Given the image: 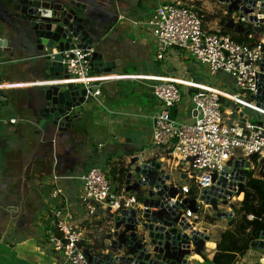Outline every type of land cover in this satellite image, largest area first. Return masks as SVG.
<instances>
[{"label":"crops","instance_id":"obj_1","mask_svg":"<svg viewBox=\"0 0 264 264\" xmlns=\"http://www.w3.org/2000/svg\"><path fill=\"white\" fill-rule=\"evenodd\" d=\"M176 1L181 0H85L88 3V12L95 19L92 32L98 33L95 27L97 24L100 29H107L102 35L104 42L100 49H109L113 54L119 52L123 60L122 65H118L113 73L97 74L94 69L91 73L94 80L103 81L101 95L94 100L100 103L102 109L103 105L107 104L109 109L116 106L114 109H121L126 113L122 118L114 120L123 125L116 132L110 129V135L115 138V142L110 145L102 140L96 147L91 145V138L95 136L93 133L98 132L92 127L99 126L98 121L103 122V127L105 124L104 114L98 110L95 111V123L92 117L88 118L90 103L94 104L91 99L82 106L81 111L82 118L89 124L86 123L84 127L79 123L82 118H79L75 119L71 126H83L84 130L80 134L82 136L73 137L70 128L63 134L57 155L43 156L44 149H39L34 136V124L30 122L33 121V111L30 108L32 98L29 89L40 84H55L54 81H70L37 80L38 69L26 59L27 54L23 53L16 40L11 39L8 47H0V63L3 73L5 72L0 76V96L4 98L1 104H8V107L5 110L2 107L0 112V264H53L56 256L59 257L46 237V231L53 224L50 212L54 205H59L52 197V190L56 185L62 188L70 201L74 223L84 231V244L89 249L88 252L92 255L99 254L98 245L102 240L100 227L107 219V214L103 208L94 216L87 214L80 200V176L92 166L99 167L101 164H106L111 169V166H126L127 162L135 157L145 163L157 159V150L154 147L151 146L148 153L144 151L146 145H151L153 118L161 105L149 86L151 81L146 78L166 77L176 80L184 86L185 92L194 91L201 84H210L230 93L237 92L230 75L232 90L226 82L218 81L217 77L221 76L219 72L214 75V82L209 83L203 74L205 69L209 71L208 67L186 51L171 49L162 61L158 60L156 55L153 57L157 49L154 36L148 27H138L133 21H145L159 5ZM207 3L209 1L205 0L204 4ZM119 17L124 18L119 20ZM225 26L227 27V23ZM224 103V108L232 106L229 100ZM191 107L190 103L184 101L176 112L191 121L196 115L195 111H191ZM242 110V113L236 112L231 118H249L257 122L264 119L253 110ZM11 119L17 121L12 123ZM99 131L105 136L109 133L108 129L107 133L105 129ZM131 131H142L146 134L137 138L132 137ZM128 137L132 138L131 141H125ZM99 144L103 145L102 148H99ZM165 167L173 174V180L186 184L188 178L184 174H176L169 166ZM54 173L60 176L59 180H54ZM114 182V186H117L118 183ZM17 192L20 193L19 199L16 197ZM225 208L228 210V207ZM207 214L213 217L212 213ZM214 218L218 220V217ZM227 219L230 221L225 230L230 226L231 219H219ZM210 222L212 221L206 219L200 222L199 228L208 230L210 240L206 243L207 248L202 255L192 254L191 260L209 264L203 257L204 254L210 261L213 259L221 234L217 241L211 238V226L215 223Z\"/></svg>","mask_w":264,"mask_h":264},{"label":"built area","instance_id":"obj_2","mask_svg":"<svg viewBox=\"0 0 264 264\" xmlns=\"http://www.w3.org/2000/svg\"><path fill=\"white\" fill-rule=\"evenodd\" d=\"M219 1L226 5L227 24L231 20L234 21L232 33L242 32L238 25L240 13L230 12L229 3ZM123 18L119 17V20ZM133 22L138 27H148L154 36L158 60H163L171 49L186 51L207 66L212 75L218 72L230 75L237 88V92L230 93L204 84L207 86H197L194 91H189L188 103L196 115L188 121L176 112L184 99L179 89L181 84L173 79H148L151 81L149 86L152 93L161 103L159 111L153 118L151 129V146L157 150L156 160L164 167L167 165L172 168L176 174H185L189 179L190 182L186 184L173 181V185L179 189L174 202L181 203L185 199L195 198L198 212L186 209L183 210V217L194 229L206 230L207 233L208 230L199 228V224L207 213L217 217L216 212L210 210V204L202 199L203 190L216 184V181L212 182L213 174L216 173L219 179L224 169L231 167L235 160L249 162L250 174L256 178L260 177L262 172L264 119L257 122L249 118L232 119L231 116L236 112L242 113V109H250L264 117V107L258 105L255 99L259 89L260 73V67L255 62L262 59L264 40L254 39V33H251L249 36L255 43L241 42L234 39L230 32L208 31L204 28V20L199 11L192 5L180 2L161 4L147 20ZM94 51V47L90 49L73 47L63 53V63L66 64L68 74V79L64 81L86 87L88 96L92 99L101 95L103 82L102 80L97 82L91 76ZM2 99L0 96V104ZM226 100L231 101L232 106L224 108ZM109 113L114 117L113 120L126 115L121 109L114 108L109 109ZM10 121L15 123L17 119ZM102 146L99 144V148ZM130 162L131 160L123 166L127 170L126 173L130 169L128 168ZM137 162L143 163L139 159ZM115 176L116 179L113 181L118 183L117 186H114L115 182L97 166H92L80 176L82 182L80 200L88 215L94 216L100 208L106 211L107 217L123 209H144L139 194L126 189L125 177L120 182L117 180L119 175ZM227 177L230 184V171ZM59 178L60 176L54 173V180L57 181ZM247 179L248 177L245 178V183ZM230 191L233 192V196H227L228 205L218 203V206L222 211L231 212L232 216L229 218L232 220L236 214L235 205L232 207L231 204L237 199L241 202L243 192L240 195L237 193L238 186L234 191ZM52 197L59 202V205H54L50 212L53 224L46 231L47 242L59 255L53 264H92L88 258V248L84 244V231L74 223L70 201L62 188L54 186ZM219 202H222V199ZM225 207H228V210H225ZM248 219L253 220L254 215H248Z\"/></svg>","mask_w":264,"mask_h":264},{"label":"water","instance_id":"obj_3","mask_svg":"<svg viewBox=\"0 0 264 264\" xmlns=\"http://www.w3.org/2000/svg\"><path fill=\"white\" fill-rule=\"evenodd\" d=\"M221 1L229 3L230 12L240 13L238 25L242 32L251 27L254 39L264 40V0ZM94 22L85 0H0V47H8L11 39L16 40L27 54L26 59L38 69L37 80L68 79L63 53L73 47H94V71L97 74L113 73L118 65H122V56L107 48V51L100 49L104 42L102 35L107 29H100L97 24L98 33H93ZM234 26L233 20L227 24L229 28ZM255 64L260 67L255 99L264 107V54ZM29 92L33 111L30 122L34 124L38 147L44 149L43 156H56L63 134L75 119L83 116L75 109L91 101L92 97L88 96L86 87L72 82L40 84L30 88ZM137 161V157L131 160L125 184L128 191L140 195L144 209H123L117 214H109L100 227V252L97 255L88 253L89 261L92 264H206L190 257L202 255L210 235L206 230L194 229L183 217V210L198 212L196 199L174 202L179 189L173 185L172 173L158 160ZM261 162L264 168V159ZM230 166L219 179L216 173L213 174L212 182L216 181V184L205 188L202 195V199L210 204V210L220 218L231 217L232 213L220 210L219 200L228 205L227 196H233L230 190L234 191L238 186L240 195L246 189L245 178L250 175L249 162L235 160ZM261 174L264 179V170ZM17 194L19 199L20 193ZM256 235L250 247L264 249V231H258Z\"/></svg>","mask_w":264,"mask_h":264},{"label":"rangeland","instance_id":"obj_4","mask_svg":"<svg viewBox=\"0 0 264 264\" xmlns=\"http://www.w3.org/2000/svg\"><path fill=\"white\" fill-rule=\"evenodd\" d=\"M208 1H209V3H207V4H204L205 0H181L179 2L184 4V5H192L199 12H203L201 15H202V18L204 20V28L206 30H208V31L224 30V27H225V25L227 23V14L225 12L226 11L225 5H223L220 2L218 3L216 0H208ZM155 55H156V53H153V57H155ZM1 66L2 65L0 63V68H1ZM1 73H2V75L5 73V72L3 73L2 68H1ZM219 73H220L221 76L217 77L218 81L226 82L228 87L232 90L231 85L233 86V84L230 81V78H229L230 76L228 74H225V73H222V72H219ZM203 74L206 77V79L209 80L208 81L209 83L214 82L213 79H214L215 76L212 75L209 71H207L205 69ZM141 78L145 79L146 77H141ZM146 79H150V78H146ZM179 89H180L181 94L184 97L183 102L184 101L188 102V96H187L188 92H185L184 86H180ZM102 99H104L103 96H102ZM2 100H4V98ZM93 102H94V104L90 103L91 107H90V114H89L88 118L92 117L93 122L95 123V117H94L95 116V111L98 110L99 112H103L104 118H105L104 119L105 124H104V127H103V125H101L103 122L102 121H98L97 123L100 124V125L99 126L94 125V127H92V129L95 128L96 130H98V132H95L96 130L93 131V132H95V133H93L95 136H92V138H91V140H92L91 141V145H95V147H96L98 142L101 141V140L105 141L107 143V145L113 144L115 142V138L112 135H110L111 134L110 129H113V131L116 132L118 129L121 128L120 126H122L123 124H118V122L113 120L114 117H112V115H110L109 107L106 106L107 104L103 105V109H102L100 103H98L94 99H93ZM4 105H5V103L0 104V108L3 107V110H5L8 107V104H6L5 106ZM111 105H115V104L111 103ZM112 107L115 108L116 106H112ZM82 109H83L82 106L78 107V108L75 109V112L76 111H82ZM81 120H83V121H81ZM79 123L81 125H83L84 127H86L85 126L86 123L89 124L84 118L80 119ZM110 125L112 127H110ZM83 126L75 125V127L73 126L74 128H71L73 137L74 136H77V137L82 136L80 134L84 130ZM99 129H102V130L105 129L106 133L108 132L107 131V129H108L109 130L108 135L107 136L102 135L103 133H101L99 131ZM74 130H75V132H74ZM131 133H132L131 134L132 137H137V138L140 137L141 134H146V133H144L142 131H140V132L136 131L135 133H133V131H131ZM129 139L131 140L132 138L128 137L126 140H129ZM151 148H152L151 145L148 144V145L145 146L144 151H146L148 153L149 150H151ZM140 149H142V147H140ZM98 166L107 174L108 178L113 181L114 175L112 173H110V168H108L106 166V164H101V165H98ZM121 166H122V164H121ZM111 167H113V166H111ZM119 167H120V165L117 166V170L119 169ZM262 170H264V168H262ZM262 176H263V174L260 173V177H262ZM189 182L190 181L188 179H186V183H189ZM219 203L222 204V202H219ZM232 204H234L235 208H236V207L239 206L240 200L239 199L234 200L232 202ZM217 219L218 220H213L212 222H210V223H215L213 227L211 226V231H212L211 238L212 239H216V241L219 240L220 234H222V232L225 231V227L227 226V223H229V221H230L229 219L225 220L226 222L224 220H219L221 218H217ZM230 225H231V223H230ZM257 263L264 264V249H261V248H250L248 250V252L244 256L239 257V260H238V262L236 264H257Z\"/></svg>","mask_w":264,"mask_h":264},{"label":"trees","instance_id":"obj_5","mask_svg":"<svg viewBox=\"0 0 264 264\" xmlns=\"http://www.w3.org/2000/svg\"><path fill=\"white\" fill-rule=\"evenodd\" d=\"M202 14L203 12H199ZM224 33H232L231 29L224 27ZM253 33L251 27L246 32L232 33V37L241 42L255 43L250 38ZM225 99V98H224ZM110 173L119 175L118 181L122 182L125 177L126 170L120 166L112 167ZM140 198V195H138ZM236 217L232 218L231 225L222 232L220 240L217 242L216 252L210 261L205 254L203 257L209 264H236L239 257L244 256L251 248V242L257 238L258 231H264V179L256 178L252 174L248 176L246 181V189L243 192V199L239 206L235 208ZM253 214L254 219H248V215ZM208 221L215 218L206 215ZM89 250V249H88Z\"/></svg>","mask_w":264,"mask_h":264},{"label":"bare ground","instance_id":"obj_6","mask_svg":"<svg viewBox=\"0 0 264 264\" xmlns=\"http://www.w3.org/2000/svg\"><path fill=\"white\" fill-rule=\"evenodd\" d=\"M164 79H169V78H166V77H164ZM63 81V80H62ZM49 82V81H48ZM55 83H56V81H54ZM61 82V81H60ZM199 86H201V87H204V86H207V85H204V84H201V85H199Z\"/></svg>","mask_w":264,"mask_h":264}]
</instances>
